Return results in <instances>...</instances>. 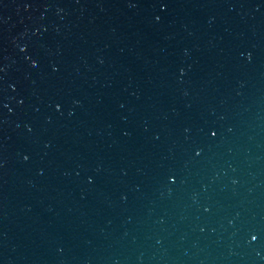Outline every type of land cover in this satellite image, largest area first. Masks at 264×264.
I'll use <instances>...</instances> for the list:
<instances>
[{
  "label": "water",
  "instance_id": "95a60500",
  "mask_svg": "<svg viewBox=\"0 0 264 264\" xmlns=\"http://www.w3.org/2000/svg\"><path fill=\"white\" fill-rule=\"evenodd\" d=\"M0 264H264V21L150 147Z\"/></svg>",
  "mask_w": 264,
  "mask_h": 264
}]
</instances>
